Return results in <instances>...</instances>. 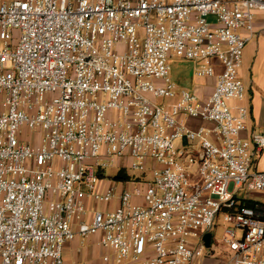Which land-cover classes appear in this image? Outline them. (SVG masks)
<instances>
[{"label":"built area","instance_id":"2783aa9c","mask_svg":"<svg viewBox=\"0 0 264 264\" xmlns=\"http://www.w3.org/2000/svg\"><path fill=\"white\" fill-rule=\"evenodd\" d=\"M258 11L264 0L0 1V264H65L66 242L96 234L106 262L210 264L203 235L220 214L222 264H264V203L240 195L264 192L240 75ZM173 55L216 76L208 96L172 80ZM109 166L129 178L104 187Z\"/></svg>","mask_w":264,"mask_h":264},{"label":"crops","instance_id":"0c3cea01","mask_svg":"<svg viewBox=\"0 0 264 264\" xmlns=\"http://www.w3.org/2000/svg\"><path fill=\"white\" fill-rule=\"evenodd\" d=\"M3 1V0H0ZM9 1V0H6ZM257 19H256V29L260 30L264 26V12L258 11L257 12ZM261 37H264V30L259 34L256 35L254 38H252L250 41H252L251 46L253 45V42L258 44V48L256 47L257 54L254 56V53H251L250 48L248 49L247 44L244 48V55H243V65L240 70V75L246 82V84L249 86L248 88V94L245 100L241 101L244 104H248L251 107V117L249 119V126L251 129H254L256 131H261L264 130V98L261 92V86H264V78L261 75H258L257 78H255V72L259 71L264 68V52L259 54V48H260V40ZM246 49V50H245ZM248 50V51H247ZM246 51V52H245ZM252 56V57H251ZM245 61L249 63L246 68L244 69V64ZM204 78V77H203ZM207 79V84H198L195 87L194 91L196 94H198L200 97L204 98L208 96L211 91L214 88L215 82H216V76L212 77H205ZM191 90V89H190ZM234 103H240V101H234ZM194 126L197 125H210L209 122L201 121V120H193ZM264 160V149L260 153L258 157H256V162L253 166L254 169H257L259 171H264V165L260 166V162ZM131 171V170H130ZM139 172V171H138ZM152 176L151 169L148 168L144 172H140L139 175L136 174H131L130 173V179H135V178H144V179H149ZM111 181V180H110ZM104 187L109 184V181L107 183L106 180L102 181ZM132 186V184H130ZM249 195H245V199L249 200H254L257 202H262L264 203V192L260 191H249ZM95 205V203H93ZM115 204H117L116 201L112 202L111 206L114 207ZM217 225V224H216ZM215 225V226H216ZM211 231H206L204 232V235L211 233ZM204 235H203V240H204ZM99 238L100 235H92L85 240H81L80 238H76L72 241H68L64 245L63 249V255H64V262L65 264H95L92 262V258L96 253H99L101 258L102 254L104 252L103 247L99 244ZM91 241V255L88 253V250H86L87 243ZM204 243L207 245L208 249L211 252V256L209 258L210 264H222L224 260L229 256L230 251L228 247L224 244L222 246H217V244L212 245L210 242L204 240ZM224 255V258L220 257V254ZM103 264H116L114 261L106 262L104 260ZM128 264V263H127ZM130 264H136V263H130Z\"/></svg>","mask_w":264,"mask_h":264},{"label":"rangeland","instance_id":"374dc122","mask_svg":"<svg viewBox=\"0 0 264 264\" xmlns=\"http://www.w3.org/2000/svg\"><path fill=\"white\" fill-rule=\"evenodd\" d=\"M251 44H252V41H250L247 44V47H248V49L250 48L251 53H254V56H255L257 54V51H256L255 48L256 47L258 48V44L255 45L254 42H253L252 46H251ZM259 44H260L259 54L261 56V54L264 52V37L263 38L261 37V40H260ZM168 63H169V66H170L169 75L172 78V80L178 86L189 88L191 90H195V87L198 84L201 83L203 85H206L208 83L207 79L205 77L203 78V77H198V76L195 75L196 63L193 60L185 59L183 57H179L177 55H173V56L169 57ZM248 65H249L248 61L247 62L245 61V64H244V69L245 70H246V68H248L247 67ZM217 69H219V67ZM255 75H256L255 78H257L258 75H261L264 78V68H262L259 71V74H258V71H256ZM261 92H262V95H263V98H264V86H261ZM33 136H34V138L36 140L35 143L38 144L39 143V135L37 133H35ZM263 165H264V160L262 159V161L260 162V166H263ZM194 168L197 169V167H193V172H192L193 176H194ZM118 172H119V168H117V167L109 166V167L105 168V170L103 171V176L106 177L105 180L107 181V183H108L110 178L114 179ZM129 172L132 175L133 174H136V175L140 174V172L135 171V170H131V171L129 170ZM249 194L250 193L247 190H242L241 193H240V195L243 196V197L245 195H249ZM215 224H217V225L215 227H213L212 232L204 235V240L208 241V243L210 242L212 245L217 244V246H222V244H223V234H224V230H225V227H226V224L223 221L222 214H220L217 217V219L215 221ZM241 234H242V230H239V235H241ZM85 248H86V250H88V253L91 255V250H90L91 241H89L87 243V246ZM220 257L224 258V255L221 253ZM102 260L103 259L101 258L99 253H96L94 255V257L92 258V262L95 263V264H103ZM121 264H127V263H121Z\"/></svg>","mask_w":264,"mask_h":264},{"label":"trees","instance_id":"16d2710c","mask_svg":"<svg viewBox=\"0 0 264 264\" xmlns=\"http://www.w3.org/2000/svg\"><path fill=\"white\" fill-rule=\"evenodd\" d=\"M127 178H129V175L125 171H119L117 173V175L115 176L116 180H123V179H127ZM244 201H245V204L250 205V206L257 203V201L249 200V199H245Z\"/></svg>","mask_w":264,"mask_h":264}]
</instances>
